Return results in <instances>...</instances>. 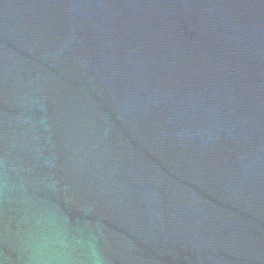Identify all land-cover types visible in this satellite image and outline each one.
Segmentation results:
<instances>
[{"label": "water", "instance_id": "95a60500", "mask_svg": "<svg viewBox=\"0 0 264 264\" xmlns=\"http://www.w3.org/2000/svg\"><path fill=\"white\" fill-rule=\"evenodd\" d=\"M0 264H264V0H0Z\"/></svg>", "mask_w": 264, "mask_h": 264}]
</instances>
